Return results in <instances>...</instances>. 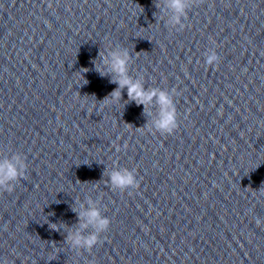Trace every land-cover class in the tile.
Here are the masks:
<instances>
[{"label":"water","instance_id":"obj_1","mask_svg":"<svg viewBox=\"0 0 264 264\" xmlns=\"http://www.w3.org/2000/svg\"><path fill=\"white\" fill-rule=\"evenodd\" d=\"M172 15L167 0H0V161L28 164L0 189V264H264V0H195L183 29ZM117 49L173 94V134L154 131L155 102L111 99L100 54ZM115 168L140 187L113 188ZM92 206L111 224L88 251L66 238Z\"/></svg>","mask_w":264,"mask_h":264},{"label":"clouds","instance_id":"obj_2","mask_svg":"<svg viewBox=\"0 0 264 264\" xmlns=\"http://www.w3.org/2000/svg\"><path fill=\"white\" fill-rule=\"evenodd\" d=\"M195 4V0H167V7L171 9L173 15L169 20V24L176 28L183 29L186 25L183 20L188 14V10ZM139 6V5H138ZM160 7L159 4L156 5ZM101 57L105 65L108 66V71L114 73L112 83L119 87L110 93L112 100L118 101L121 99L122 90L127 89L129 100H134L138 105H145L146 111L149 105L153 102L158 106L157 118L154 121V131L163 134H173L178 128L177 108L174 96L171 92L164 89L153 88L146 89L140 80H134L128 75L129 53L127 50H115L110 53V58L104 56L102 52ZM205 63L208 66H218L220 56L214 49H210L205 54ZM87 72L88 69H83ZM97 71L101 75H106L99 66ZM173 91L176 92V89ZM176 94H178L176 92ZM109 99L106 97L104 103H108ZM149 131H153L149 127ZM126 148L127 145H124ZM116 151H121L120 146L116 147ZM28 169L27 162L22 159L20 155H15L11 158L0 161V189L12 192L16 187V182L25 178ZM109 181L113 188L121 191H126L129 188L140 187L135 171L129 168H115L108 173ZM73 211H77L75 208ZM78 220L81 221L79 229L69 234L66 238L74 247L83 248L88 251L101 243V234L108 231L111 220L107 216L102 215L99 208L92 206L85 211H78ZM261 220L257 219L256 224L260 226ZM92 227L94 231L84 235L81 229H88ZM54 230H59L58 226L50 225Z\"/></svg>","mask_w":264,"mask_h":264}]
</instances>
